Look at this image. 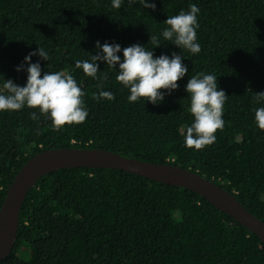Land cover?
Here are the masks:
<instances>
[{
  "label": "trees",
  "instance_id": "1",
  "mask_svg": "<svg viewBox=\"0 0 264 264\" xmlns=\"http://www.w3.org/2000/svg\"><path fill=\"white\" fill-rule=\"evenodd\" d=\"M155 10L122 0H0V73L27 82L25 57L42 47L44 72L66 71L85 92L83 124L56 132L32 110L0 112V207L20 167L61 148L101 149L197 174L231 194L264 224V131L255 126L254 94L264 93V0H153ZM199 8L198 54L164 41L168 16ZM161 46L152 49L150 36ZM101 46H145L154 57L182 55L188 74L158 105L129 103L117 70L98 62L100 81L75 68ZM149 43V44H148ZM123 59L122 51L119 54ZM118 68V66H117ZM217 77L228 96L224 128L201 151L184 147L190 125L189 78ZM106 79H103L104 77ZM20 251L21 256L17 255ZM0 264H264V243L204 198L183 188L113 169L67 168L44 175L21 205L14 247Z\"/></svg>",
  "mask_w": 264,
  "mask_h": 264
},
{
  "label": "clouds",
  "instance_id": "2",
  "mask_svg": "<svg viewBox=\"0 0 264 264\" xmlns=\"http://www.w3.org/2000/svg\"><path fill=\"white\" fill-rule=\"evenodd\" d=\"M130 6L139 4L143 8L155 10L153 0H127ZM122 0H112V8L119 9ZM199 8L191 5L188 11H180L178 15L168 16L162 32L164 41H170L180 50H186L195 55L201 51L197 43V29L199 28L197 15ZM152 49L162 44L158 35L150 36ZM148 43V44H149ZM97 52L90 55L89 60H76L75 68L82 69L86 77L100 81L97 85L101 90L93 93L96 100L115 99V96L103 90V81L98 73V62H104L109 69L117 70L116 82L130 93L129 103L141 100L158 105L165 98V93L171 94L179 87L178 82L188 74V68L182 63V55L172 54L154 57L152 50L145 46L132 45L121 49L119 44L105 42L102 46L96 43ZM122 51L123 59L119 55ZM39 56L48 61L49 55L42 48L30 52L16 71L27 64V82L18 86L13 80L5 81L0 73V112H14L22 109L32 110L31 118L37 120V112L51 122L52 130L62 131L65 127L83 124L89 113L85 107L83 97L85 92L78 85L73 75L66 71L44 72L41 65L32 63V57ZM118 66V68H117ZM105 76L103 79H106ZM185 91L188 94L191 123L183 130L184 147L201 151L216 141V133L224 128V104L228 96L218 88L217 77L203 72L189 78ZM256 103L264 102V93L254 94ZM255 126L264 131V107L254 110Z\"/></svg>",
  "mask_w": 264,
  "mask_h": 264
},
{
  "label": "water",
  "instance_id": "3",
  "mask_svg": "<svg viewBox=\"0 0 264 264\" xmlns=\"http://www.w3.org/2000/svg\"><path fill=\"white\" fill-rule=\"evenodd\" d=\"M67 168L120 170L153 182L189 190L234 219L264 243V224L228 192L197 174L170 164L127 158L101 149L61 148L42 151L28 159L14 175L0 207V260L15 243L21 205L32 186L44 175Z\"/></svg>",
  "mask_w": 264,
  "mask_h": 264
},
{
  "label": "rangeland",
  "instance_id": "4",
  "mask_svg": "<svg viewBox=\"0 0 264 264\" xmlns=\"http://www.w3.org/2000/svg\"><path fill=\"white\" fill-rule=\"evenodd\" d=\"M17 255L19 256V258H22V259L26 260V257H24V256L22 257L21 256L20 251H18Z\"/></svg>",
  "mask_w": 264,
  "mask_h": 264
}]
</instances>
